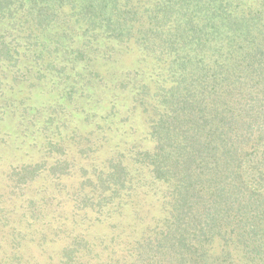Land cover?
Instances as JSON below:
<instances>
[{
	"label": "trees",
	"instance_id": "trees-1",
	"mask_svg": "<svg viewBox=\"0 0 264 264\" xmlns=\"http://www.w3.org/2000/svg\"><path fill=\"white\" fill-rule=\"evenodd\" d=\"M0 264H264V0H0Z\"/></svg>",
	"mask_w": 264,
	"mask_h": 264
},
{
	"label": "rangeland",
	"instance_id": "rangeland-1",
	"mask_svg": "<svg viewBox=\"0 0 264 264\" xmlns=\"http://www.w3.org/2000/svg\"><path fill=\"white\" fill-rule=\"evenodd\" d=\"M130 57V56H129Z\"/></svg>",
	"mask_w": 264,
	"mask_h": 264
}]
</instances>
